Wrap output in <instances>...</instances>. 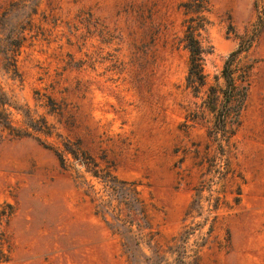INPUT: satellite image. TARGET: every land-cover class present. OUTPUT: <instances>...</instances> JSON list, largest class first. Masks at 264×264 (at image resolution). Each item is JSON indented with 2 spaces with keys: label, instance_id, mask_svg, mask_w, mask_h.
<instances>
[{
  "label": "rangeland",
  "instance_id": "obj_1",
  "mask_svg": "<svg viewBox=\"0 0 264 264\" xmlns=\"http://www.w3.org/2000/svg\"><path fill=\"white\" fill-rule=\"evenodd\" d=\"M182 1L39 0L28 22L29 2L0 0V14L8 12L0 26V99L53 126L50 136L0 130L7 264L264 263V0H207L206 83L197 96L184 86ZM12 32L21 46L9 60ZM242 39L250 41L240 58L248 86L229 119L240 198L233 205L227 195L231 209L219 200L207 213L221 189L207 179L206 146L210 152L216 143L207 137L212 114L201 111L202 100L207 86L222 87L223 60ZM9 111L12 126L24 128L20 111ZM65 140L134 182L155 233L149 246L144 241L128 256L117 223L98 211L82 181L101 185L68 155L67 166L59 163L54 146ZM188 205L197 211L188 213ZM189 228L183 244L178 234Z\"/></svg>",
  "mask_w": 264,
  "mask_h": 264
},
{
  "label": "trees",
  "instance_id": "obj_2",
  "mask_svg": "<svg viewBox=\"0 0 264 264\" xmlns=\"http://www.w3.org/2000/svg\"><path fill=\"white\" fill-rule=\"evenodd\" d=\"M18 1L23 5L29 2L25 16L28 22H31L32 16L36 13L39 0ZM179 5L185 15L180 39L187 51V72L184 78V86L190 89L193 95L197 96L206 83L203 72V60L209 48L205 37V28L208 23L206 17L208 3L207 0H185ZM7 13V11H3L0 14V26L2 25L1 20L5 18ZM16 32H12L9 42L5 44L4 55L9 60H12L21 46L20 35ZM249 44L250 41L248 39H242L236 48L229 52L223 60L220 69V77L223 81L222 87L215 90L213 87L207 86L204 91L205 96L202 100L203 107L201 111L206 110L212 114V123L207 137L211 143H216V149L210 150V152L208 145L206 146V149H208L206 151L208 172L210 173L207 179L210 185H218L221 189L213 197H211L212 191H210V197L215 203L211 205V208H207V213L215 212L218 209L217 202L219 200L223 202L225 208L231 209L232 205L226 199L227 195L230 196V201L233 205H237L240 198V185L243 179L240 172L232 165L230 142L232 132L229 119L232 115L231 104L233 100L235 98L242 99L247 90L248 70L243 68L240 58L242 52L249 47ZM11 66L13 72H16L14 63H11ZM10 107L20 111L24 118L22 121L24 128L17 129L12 126ZM52 128L53 126L48 124L43 117L35 118L28 108L11 105L4 99H0V130H7L8 134L18 137L28 134L27 129L50 136ZM61 146V149L57 146H54V149L62 166L66 165L68 158L65 156L68 155L71 162L75 161L82 164L85 171L101 185V189H95L93 184H88L85 179L82 181L83 184L91 189L95 199L98 200V211H108L109 216L117 223V225L113 226V230L121 236V245L125 252L128 253V256H133L131 249L134 248L138 251L140 244L144 241L149 246L148 243L153 241L152 237L155 233L152 231L148 219L146 204L138 196L134 182L118 179L106 167L99 168L98 163L86 154L78 143L75 144L65 140L61 142ZM71 162L69 161L68 163ZM197 207L198 209L200 208V206ZM186 211L190 213L197 210L188 205ZM9 214L10 210H0V264H7L10 259L9 245L1 228V222L6 221ZM215 218L216 215L214 214L210 219L214 220ZM117 227H120L121 230L118 231ZM190 230V228L183 229L178 234V240L183 242V244L185 242L184 238L192 233ZM211 230L212 225L209 224V232Z\"/></svg>",
  "mask_w": 264,
  "mask_h": 264
}]
</instances>
